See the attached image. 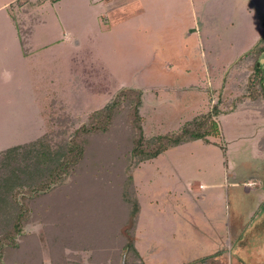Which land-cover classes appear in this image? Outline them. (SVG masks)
I'll return each mask as SVG.
<instances>
[{"label": "rangeland", "instance_id": "1", "mask_svg": "<svg viewBox=\"0 0 264 264\" xmlns=\"http://www.w3.org/2000/svg\"><path fill=\"white\" fill-rule=\"evenodd\" d=\"M16 2L0 0V151L69 138L111 100L117 115L58 190L29 200L5 263L125 264L131 174L128 264H264V94L252 59L234 66L264 39V0ZM219 99L217 136L129 158L133 117L163 134Z\"/></svg>", "mask_w": 264, "mask_h": 264}, {"label": "trees", "instance_id": "2", "mask_svg": "<svg viewBox=\"0 0 264 264\" xmlns=\"http://www.w3.org/2000/svg\"><path fill=\"white\" fill-rule=\"evenodd\" d=\"M25 2V0H22ZM21 0L17 4L21 5ZM59 0H51L55 3ZM12 21L20 31L15 17L11 14ZM264 25V22H263ZM261 37L257 43L238 58L235 67L248 59H252L253 80H258L262 89L264 79V39ZM242 58V59H241ZM241 61H243L241 63ZM253 85V82H250ZM253 89V88H252ZM122 89L114 100L125 96ZM140 93V92H139ZM138 98L136 104L138 105ZM216 101L209 111H206L187 121L177 130L146 136L142 131L140 119L135 116L131 119L133 135L130 139L129 158L135 164L153 159L160 153L173 147L195 140L208 141L209 137L219 134V126L216 121L217 115L226 113L219 108ZM116 102H107L103 107L94 110L89 120L75 128L70 137L60 141H52L47 135H43L35 141L15 145L0 151V264H13L4 260L13 249L19 247L18 236L25 235L24 227L31 218V205L29 200H34L41 195H47L59 189L65 179L71 175L78 165L84 163L86 150L89 144V136L106 133L117 115L113 109ZM18 177L22 180L18 181ZM26 184V188L21 186ZM132 176L127 174L121 192L122 200L128 205V214L119 230L124 238L123 252L125 264H128V252L137 253L131 234L137 215L139 203L132 193ZM130 207V209H129ZM15 264V263H14Z\"/></svg>", "mask_w": 264, "mask_h": 264}]
</instances>
